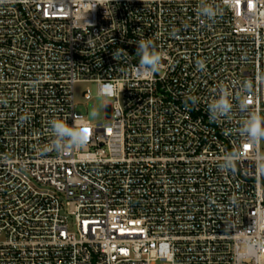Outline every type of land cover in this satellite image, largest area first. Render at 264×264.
Masks as SVG:
<instances>
[{
  "label": "built area",
  "instance_id": "2783aa9c",
  "mask_svg": "<svg viewBox=\"0 0 264 264\" xmlns=\"http://www.w3.org/2000/svg\"><path fill=\"white\" fill-rule=\"evenodd\" d=\"M199 2L0 0V264H264L261 144L239 133L242 102L264 116V0H208L212 20ZM145 38L162 57L147 76ZM79 82L108 86L107 121L49 151L50 120L89 121ZM221 88L232 115L213 121Z\"/></svg>",
  "mask_w": 264,
  "mask_h": 264
},
{
  "label": "clouds",
  "instance_id": "9594fccd",
  "mask_svg": "<svg viewBox=\"0 0 264 264\" xmlns=\"http://www.w3.org/2000/svg\"><path fill=\"white\" fill-rule=\"evenodd\" d=\"M198 15L205 20H212L217 16V8L208 3V0H200L198 7ZM126 51L118 48L113 53V58L117 61L124 56ZM136 56L139 57L137 68L138 75H151L159 71L162 57L156 49L154 42L150 38L140 39L136 42ZM197 65L200 69L204 68V62L198 60ZM258 83L264 84V73L257 75ZM240 87L243 93L247 95L254 87L251 80H244ZM108 91L107 85H102L98 90V96H106ZM199 103L198 98L194 95H187L184 100L185 106H195ZM105 103L103 107L105 108ZM241 111L247 112V117L241 122L239 133L244 140L253 148H258L261 142H264V116L258 115L249 110L247 103L240 104ZM209 118L213 121L228 119L232 115L233 104L226 89L221 88L215 99L207 105ZM98 112L94 108L90 112V117L95 118ZM23 119H27L24 117ZM87 129V131H85ZM49 131L52 133V142L49 151L58 153L71 152L77 148L83 149L90 141V133L92 131L90 121H82L77 124L75 120L69 124L65 119L54 118L49 121ZM257 158L261 164V174H264V154L257 151ZM240 159L238 151L226 152L223 159L219 161L221 171H235L237 162ZM254 247L264 248V240H258L254 243Z\"/></svg>",
  "mask_w": 264,
  "mask_h": 264
},
{
  "label": "rangeland",
  "instance_id": "374dc122",
  "mask_svg": "<svg viewBox=\"0 0 264 264\" xmlns=\"http://www.w3.org/2000/svg\"><path fill=\"white\" fill-rule=\"evenodd\" d=\"M89 89L92 93L91 98H85L84 92ZM99 86L96 82H79L75 85V101L77 104L78 110L92 123L106 122V112L107 108L103 105L110 101L111 98L108 96H98ZM96 109L98 114L95 118L90 117V112L93 109ZM261 153L264 154V142H261ZM156 264H169L166 261H158Z\"/></svg>",
  "mask_w": 264,
  "mask_h": 264
},
{
  "label": "snow or ice",
  "instance_id": "6c2138e0",
  "mask_svg": "<svg viewBox=\"0 0 264 264\" xmlns=\"http://www.w3.org/2000/svg\"><path fill=\"white\" fill-rule=\"evenodd\" d=\"M85 131H87V129H85ZM247 147V146H246Z\"/></svg>",
  "mask_w": 264,
  "mask_h": 264
}]
</instances>
